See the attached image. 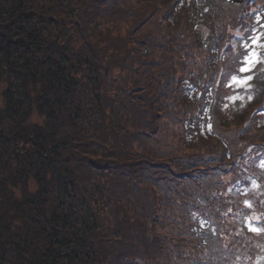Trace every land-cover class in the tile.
Here are the masks:
<instances>
[{"label": "trees", "instance_id": "obj_1", "mask_svg": "<svg viewBox=\"0 0 264 264\" xmlns=\"http://www.w3.org/2000/svg\"><path fill=\"white\" fill-rule=\"evenodd\" d=\"M183 1L175 30L162 24L173 0H0V264H196L203 255L208 203L233 159L215 140L222 154L205 160L214 147L198 141L189 99L191 74L207 70L187 65L219 62L222 34L207 42L193 24L211 23L215 2ZM230 5L242 22L264 10V0ZM209 88L201 104L211 109L218 81L217 98ZM253 122L241 139L260 132ZM243 175V186L220 189L226 241L220 230L211 245L258 264L245 249L252 235L242 240L232 224L245 208L225 212L258 181Z\"/></svg>", "mask_w": 264, "mask_h": 264}, {"label": "rangeland", "instance_id": "obj_2", "mask_svg": "<svg viewBox=\"0 0 264 264\" xmlns=\"http://www.w3.org/2000/svg\"><path fill=\"white\" fill-rule=\"evenodd\" d=\"M186 1L190 3L192 0ZM259 1L262 2L263 0ZM174 2H178L176 9L174 8L175 5L174 7L172 6ZM182 2L184 1L173 0V3L169 4L168 12L165 15L166 17H163L164 22L162 23L167 28H174L176 30L175 21L179 16L180 30L183 27V16L181 12L179 13ZM214 2L216 10L212 9L209 17L211 23H206V26L203 28L198 27L201 24L200 21H197V24L195 20L193 24L199 29L200 34L206 41L211 35L222 34L221 36L223 37L218 44V49L215 48L212 53V58L220 57L219 62L217 61L215 64L211 60L206 62V59L203 60L204 57L200 56L198 59L195 58V63L187 65V69L193 66L192 71L196 72V74L198 71L201 74V70H207L205 71L206 78H204L205 75L197 76L194 73L191 74L193 77H190V82L194 87L189 91V99L199 105L197 112H200L199 116L195 115V128L198 131V133L196 132V137L198 139L203 138L198 140L199 142L203 140L201 144L214 147L209 153L205 154V160H214L216 155L222 154L220 143H226L224 146L225 150L229 151V156L233 160L228 165L227 163L222 165V168L226 170L223 171L225 176L217 179L222 184L220 189L227 190L229 193L231 190L226 187H230L229 183L239 184L242 182L238 179L242 173L244 174L242 176L244 179L254 178L258 180L244 187L242 194H237L238 196L242 195L241 201H234L233 206L226 207L225 212L245 208L237 216L236 223L232 222V224H235L236 227L238 224L242 226L237 232L239 236L243 237L242 240L252 235V243L248 247H245V249L248 250V253L252 254V259L258 258V264H264V216L254 210L255 200L259 199L261 203L264 202V175L257 171V168H260L264 173V142L258 135L264 133V94L261 91L263 87L259 85L264 81V10L261 13L253 14L248 20L244 19V22H242V18H239L243 14L241 6L233 8L225 0H214ZM252 2L250 3L253 4ZM190 25L192 26V24ZM147 29H149L150 33L154 34L156 24L150 25ZM254 40L256 43H253ZM213 47L215 46L213 45ZM253 53H255L256 59L253 63L249 64L246 57L251 58ZM207 54H209V51ZM201 59L202 61L200 62ZM242 67H247L248 71L241 72ZM216 74L217 76L212 81L211 78ZM248 77H251V79H248ZM216 80L219 81L218 100L216 99V103L214 100L212 105H215L211 106V109L203 108V104L201 103L207 100V86L209 84L212 86V88H209L211 90L209 96L217 98L215 96L217 92L213 91ZM3 88H0V110L4 107ZM254 119L262 129L259 133L252 131L250 136H244L241 139L246 127L251 125ZM250 120H252L251 123ZM31 121L36 122L39 119L34 115ZM215 140L220 143L217 144V142H214ZM257 165L258 167H256ZM240 169L242 172H240ZM235 175H237L236 178ZM240 185L243 186V183H240ZM220 189L216 194H213L215 197L213 204L211 203L213 195H211L208 203V213L212 216L211 221L208 220L206 222L208 224L206 227L208 229L206 236L208 240H206L205 251L196 261V264H239L245 262L244 260L248 258V256L243 258L240 251H236L230 257H227L228 253L222 255L213 254L215 246L211 245L213 244L211 242L217 239L220 230L222 231L221 239L224 242L226 241V238L223 236L224 231L221 228L224 223H218V217H220L218 214L216 217V207L223 206L226 201V196L220 194ZM204 190L208 193H213L209 187L204 188ZM225 212H222L223 215L221 217H224ZM194 216L199 217L200 221H202L200 214H194ZM253 229L256 230L253 231ZM183 253L185 256H188V261L194 259V256L188 255L192 253L189 247L185 246L181 254L183 255ZM224 257H227L226 261ZM180 264L186 263L180 260Z\"/></svg>", "mask_w": 264, "mask_h": 264}, {"label": "snow or ice", "instance_id": "obj_3", "mask_svg": "<svg viewBox=\"0 0 264 264\" xmlns=\"http://www.w3.org/2000/svg\"><path fill=\"white\" fill-rule=\"evenodd\" d=\"M253 43H256V41L254 40ZM255 59H256L255 53L252 54L251 58L246 57V60L249 64L253 63ZM246 71H248L247 67L241 68V72H246ZM248 79H251V77H248ZM240 82H243V81H240ZM255 230L256 229H253V231H255Z\"/></svg>", "mask_w": 264, "mask_h": 264}, {"label": "water", "instance_id": "obj_4", "mask_svg": "<svg viewBox=\"0 0 264 264\" xmlns=\"http://www.w3.org/2000/svg\"><path fill=\"white\" fill-rule=\"evenodd\" d=\"M229 4H240L242 0H225Z\"/></svg>", "mask_w": 264, "mask_h": 264}]
</instances>
